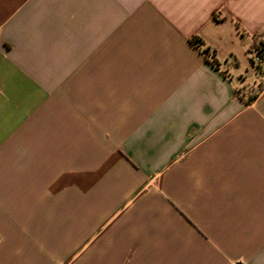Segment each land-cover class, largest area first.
<instances>
[{"label": "crops", "instance_id": "crops-1", "mask_svg": "<svg viewBox=\"0 0 264 264\" xmlns=\"http://www.w3.org/2000/svg\"><path fill=\"white\" fill-rule=\"evenodd\" d=\"M258 36L264 0H0V264H264ZM65 199L100 223L59 258Z\"/></svg>", "mask_w": 264, "mask_h": 264}, {"label": "rangeland", "instance_id": "rangeland-1", "mask_svg": "<svg viewBox=\"0 0 264 264\" xmlns=\"http://www.w3.org/2000/svg\"><path fill=\"white\" fill-rule=\"evenodd\" d=\"M251 65L253 66V63L250 60ZM254 69H256V66H253ZM258 83L251 82L246 88H241L240 91L244 90V94L241 95L242 100L245 103H249V98L257 92L258 89ZM120 201V200H119ZM82 205V206H81ZM93 207V203L90 200H84L75 202L74 204L69 199H65L63 206H62V213L61 215H58L55 219L52 221L58 224H64V225H72L75 224L79 228L78 230L71 234L69 237L66 238L65 235H61V241L64 243L62 248H60L57 252V256L59 258H68L70 254L80 245V243L88 236V234L91 231L92 226L97 225L100 223V220L98 221H90V222H83L82 219L78 217L76 212L82 208L86 211L91 210ZM82 225V226H81ZM62 250V252H61ZM48 264H51L49 261Z\"/></svg>", "mask_w": 264, "mask_h": 264}, {"label": "built area", "instance_id": "built-area-1", "mask_svg": "<svg viewBox=\"0 0 264 264\" xmlns=\"http://www.w3.org/2000/svg\"><path fill=\"white\" fill-rule=\"evenodd\" d=\"M248 53L253 66H264V38L258 36L257 42L253 44Z\"/></svg>", "mask_w": 264, "mask_h": 264}, {"label": "trees", "instance_id": "trees-1", "mask_svg": "<svg viewBox=\"0 0 264 264\" xmlns=\"http://www.w3.org/2000/svg\"><path fill=\"white\" fill-rule=\"evenodd\" d=\"M257 42V40L255 41V43ZM259 43H261V42H259ZM262 44V43H261ZM256 71H257V73L258 74H261V73H264V66H262V67H259V66H256V69H255ZM263 75V74H262ZM262 87H263V84H259L258 85V89H257V92L255 93V94H253L250 98H249V101L251 102V101H253L254 99H255V97L258 95V93L261 91V89H262Z\"/></svg>", "mask_w": 264, "mask_h": 264}]
</instances>
